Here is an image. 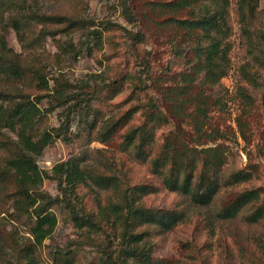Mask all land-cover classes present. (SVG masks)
Wrapping results in <instances>:
<instances>
[{
  "label": "rangeland",
  "instance_id": "1",
  "mask_svg": "<svg viewBox=\"0 0 264 264\" xmlns=\"http://www.w3.org/2000/svg\"><path fill=\"white\" fill-rule=\"evenodd\" d=\"M19 1L36 13L61 20L29 21L20 34L10 26L14 11H5L0 21V39L4 36L24 73L20 79L0 74V104L9 107L18 94L29 95L42 110L35 134L47 130L54 136L36 157L39 168L47 173L40 189L56 199L45 207L57 217L52 232L35 247L37 263L105 264L111 256L110 262L119 264L120 228L111 226L110 220L100 221L94 230L78 227L69 208L80 214L95 213L98 202H121L128 186L149 184L157 190L143 196L140 206L184 214L182 221L166 232L153 225L140 228L149 233L144 249L151 261L264 264V0L206 4L209 13H220L222 20L220 30L200 43L207 45L213 37L218 39L227 67L219 82L205 90L210 109L201 122V134L192 125L199 121L193 107L185 108L189 115L185 121L174 120L168 101L159 92L176 85L172 76L194 62L196 41L184 37L170 19L191 17L192 8L172 13L161 7L168 0ZM194 11L197 13L198 7ZM70 20L73 25L67 27ZM36 69L47 88L36 84ZM152 109L159 110L166 121L156 129L149 157L157 155L169 132L180 127V139L188 146L201 149L218 145L225 150L222 178L243 170L251 174L250 179L223 184L208 205L167 188L125 139ZM15 141V132L0 125V264H22L19 249L32 243V217L14 212V180L10 173L2 172ZM67 160L78 162L93 174L115 176L119 187H66L59 183L54 166ZM250 189L258 190L257 200L234 218L218 216L240 192ZM199 191L197 184L192 194ZM259 207L263 216L249 221V214ZM135 262L130 259L127 264Z\"/></svg>",
  "mask_w": 264,
  "mask_h": 264
},
{
  "label": "trees",
  "instance_id": "2",
  "mask_svg": "<svg viewBox=\"0 0 264 264\" xmlns=\"http://www.w3.org/2000/svg\"><path fill=\"white\" fill-rule=\"evenodd\" d=\"M212 1L215 0H168L161 4L162 9H167L172 13L192 8L191 17H170V19L177 29L182 30L184 37L196 41L192 52L194 62L186 71L183 70L172 76L171 81L176 85L166 90L160 89L159 92L163 99L168 101V109L174 120L185 121L189 117L185 108L193 107L199 116V121L192 124L197 134L202 133L201 122L208 117L210 109L205 90L219 82L225 75L227 67L218 39L213 37L207 45L200 43L202 38H210L212 33L220 30L222 16L218 12L209 13L207 9V2ZM195 7H198L197 13L194 11ZM5 11H14L15 15L10 19V26L17 34H20L23 25L29 21L36 19L39 21L52 19L57 23L61 21L57 16L36 13L19 0H0V21L3 20ZM72 25L73 22L70 20L67 27ZM11 53L6 46L4 36H1L0 74L23 78V65L18 59L12 57ZM33 76L37 79L36 84L40 88H47V82L39 69L33 72ZM18 95V100L9 107L4 108L0 104V125L8 127L16 134V141L10 156L3 162L2 172L10 173L14 180L15 197L12 203L14 212L18 216L28 214L32 217L29 228L32 243L20 247L18 252L23 261L22 264H38L34 255L35 247L40 245L52 232L57 223V217L45 207L56 199L40 189V184L43 178L47 177V173L39 168L36 157L53 141L54 136L47 130L39 135L35 134L36 124L42 117V110L37 106V102L30 99L29 95L24 93ZM262 100L264 104V91ZM165 121L166 117L159 110L147 111L142 125L127 132L125 139L136 147V153L140 155L139 160L150 163L152 171L162 177L163 184L167 188L190 196L196 203L208 205L223 184L231 185L250 179L251 174L243 170L233 172L226 178L224 177L225 179L222 178L223 166L226 163L225 150L218 145L201 149L188 146L180 139L178 134L179 131L182 132L180 127L175 133L169 132L157 155L149 157L153 152L156 129L160 123ZM56 170L57 173L59 172L57 178L59 183H64L71 189L80 184L102 190L119 187V180L115 176L93 174L82 169L80 164L74 160L55 165L54 171ZM197 184L200 191L192 194ZM156 190L155 186L149 184L128 186L125 190V200L106 205L98 202L95 213L80 214L75 209L69 208L70 215L78 227L94 230L100 221L109 220L111 226H118L121 239L117 251L119 264H127L130 259L136 260V264H160L151 261L149 252L146 248L144 249L148 243L149 233L144 230L140 231V228L153 225L160 231L166 232L182 221L184 214L181 211L148 209L138 204L143 196L154 193ZM258 198V190H244L225 205L219 211L218 216L223 219L234 218L250 202ZM262 216L263 209L259 207L249 214L248 220L254 222ZM94 217H97V220ZM110 260L111 256H108L105 264H116L115 261L110 262ZM159 262L164 261L159 260Z\"/></svg>",
  "mask_w": 264,
  "mask_h": 264
}]
</instances>
